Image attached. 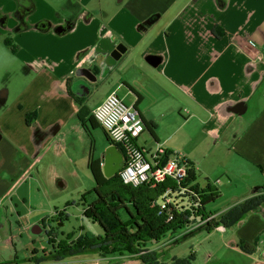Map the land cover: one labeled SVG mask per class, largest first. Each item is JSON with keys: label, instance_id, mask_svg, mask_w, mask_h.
<instances>
[{"label": "crops", "instance_id": "obj_1", "mask_svg": "<svg viewBox=\"0 0 264 264\" xmlns=\"http://www.w3.org/2000/svg\"><path fill=\"white\" fill-rule=\"evenodd\" d=\"M118 47L125 53L115 61ZM4 72L24 85L13 108ZM0 82V264H144L103 255L45 261L51 243L43 259H20L28 233L57 218L30 210L31 181L53 146L66 150L73 125L83 129L80 119L113 92L145 123L138 146L185 156L195 184L223 201L206 206L215 222L264 194V0H0ZM219 227L197 219L146 249L172 264L179 258L166 257L186 240L192 264H264V202L238 225Z\"/></svg>", "mask_w": 264, "mask_h": 264}, {"label": "trees", "instance_id": "obj_2", "mask_svg": "<svg viewBox=\"0 0 264 264\" xmlns=\"http://www.w3.org/2000/svg\"><path fill=\"white\" fill-rule=\"evenodd\" d=\"M80 121L90 137L92 133L89 125L93 129L101 128L93 116L88 120L81 118ZM106 135L111 145L122 149V146L114 144L107 133ZM89 169L95 181L96 200L85 211V216L100 225L104 235L86 233L77 240L68 236L69 243L57 247L56 236L52 230L49 233V242L53 246V251L44 258L45 261L60 262L78 256L103 255L134 256L144 264H166L161 261L163 254L148 251L147 245L153 241L160 242L168 234L184 231L197 219L202 221L214 215L205 213L206 206L216 201L219 196L200 189L195 184V174L192 171H189L188 178L181 184L168 180L157 186L150 184L133 186L125 184L120 173L107 178L103 172L101 159H95L93 154L90 155ZM168 188L175 193L176 201L164 209L162 199ZM182 190L188 192L177 194ZM263 202L264 194L235 207L219 222L214 220L209 222V226L217 228L223 225L225 228H232L261 207ZM192 262L193 258L189 257L176 260L172 264Z\"/></svg>", "mask_w": 264, "mask_h": 264}, {"label": "rangeland", "instance_id": "obj_3", "mask_svg": "<svg viewBox=\"0 0 264 264\" xmlns=\"http://www.w3.org/2000/svg\"><path fill=\"white\" fill-rule=\"evenodd\" d=\"M6 68L7 66L4 67V69ZM5 72L2 82L4 85H7L11 91V97L9 100L5 101V104L7 107L11 106V108H13L12 105L15 101L16 90L17 88L18 90L23 89L24 85L17 84L18 81L21 83V79L16 77L14 72H10L9 74ZM20 72H22V70ZM119 73L121 74V72ZM2 82H0V86H2ZM107 89L108 86L104 85L100 87L98 91H95L92 94L93 102L95 98L106 93ZM123 102L128 107H131V102L129 100H123ZM89 127L92 133L91 137L81 126L79 127V125L74 124V133L72 134V140H74V142L69 145L66 150L63 149L64 145L53 146L46 157L47 161L43 172L41 176L38 177L39 182L35 183V181L32 180L31 183L34 185H32L31 192L27 194L28 203H32V205L30 204V210L44 209L45 211L41 212L40 215H47L50 217L57 215L55 222L50 223L56 236L55 241L57 242V247L69 243L68 236L77 240L82 234L86 233H92L95 236L104 235L102 227L85 216V211L96 200V194L94 193L95 181L89 169L90 155L93 154L95 159H100L107 149V140L102 128L93 129L91 125H89ZM82 130L83 132L80 134ZM222 205L223 201L220 202V200H216L207 205V210L209 211L212 207L219 208ZM51 228L48 226L47 231L42 229L43 232L40 234H35L34 231L31 230L28 233L29 237H25L26 240L24 241L26 244H29L27 245L29 252H26L27 246L22 247L19 245V250L21 251L20 259H27L25 257H31L35 253L37 257L43 259L42 257L45 256L44 252L52 248L49 244L50 237L47 234ZM190 247V242L186 240L180 241L171 253V256H169L168 259L166 257L165 260L169 261L173 255L179 259L188 257L192 252ZM79 259L82 261L86 258ZM66 262L76 263L78 260L69 259ZM197 264H204L203 257L199 258ZM211 264L222 263L214 262Z\"/></svg>", "mask_w": 264, "mask_h": 264}, {"label": "built area", "instance_id": "obj_4", "mask_svg": "<svg viewBox=\"0 0 264 264\" xmlns=\"http://www.w3.org/2000/svg\"><path fill=\"white\" fill-rule=\"evenodd\" d=\"M92 116L113 143L124 149L126 160L120 176L125 184L157 186L168 180L181 184L188 178L189 162L185 156L180 153L169 156L160 145H157L153 152L137 145V140L146 130L145 123L139 111L135 107L125 105L116 92L111 93L93 111ZM186 191L182 190L177 194L181 195ZM175 201V193L168 188L162 199L163 208ZM213 220L214 215L201 223L209 224ZM219 230L224 232L226 229L220 226Z\"/></svg>", "mask_w": 264, "mask_h": 264}, {"label": "water", "instance_id": "obj_5", "mask_svg": "<svg viewBox=\"0 0 264 264\" xmlns=\"http://www.w3.org/2000/svg\"><path fill=\"white\" fill-rule=\"evenodd\" d=\"M125 50L118 47L112 55L115 61L121 59ZM85 69H81L77 72V75H81ZM84 75V74H83ZM103 165V172L107 178H112L113 176L119 174L124 168L125 160L122 151L115 145H110L101 158Z\"/></svg>", "mask_w": 264, "mask_h": 264}, {"label": "flooded vegetation", "instance_id": "obj_6", "mask_svg": "<svg viewBox=\"0 0 264 264\" xmlns=\"http://www.w3.org/2000/svg\"><path fill=\"white\" fill-rule=\"evenodd\" d=\"M122 151V150H121ZM123 155H124V160H126V155H125V152L124 150L122 151Z\"/></svg>", "mask_w": 264, "mask_h": 264}]
</instances>
